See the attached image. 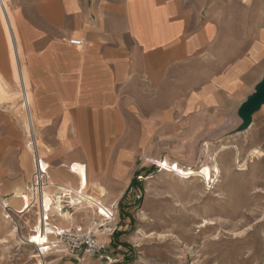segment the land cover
Listing matches in <instances>:
<instances>
[{
  "label": "crops",
  "instance_id": "crops-1",
  "mask_svg": "<svg viewBox=\"0 0 264 264\" xmlns=\"http://www.w3.org/2000/svg\"><path fill=\"white\" fill-rule=\"evenodd\" d=\"M19 1L0 2L8 57L0 67L6 71L10 63L24 113L23 122L10 120L9 131L16 136L21 126L31 134L41 124L36 141L46 154L51 180L77 187L82 178L71 167H83L86 186L102 198L120 199L133 186L140 151L148 149L175 111L184 133L200 134L210 113L233 107L243 91V73L264 59L260 30L235 65L227 53L220 58L215 48L220 39L228 44L230 32L222 33L217 24L213 34L208 23L196 26L181 0H35L25 7ZM69 38L84 43L73 45ZM205 46L214 68H224L215 74V84L208 77L205 84L178 82L173 94L156 91L166 86L173 67L185 64L193 73ZM261 72L264 64L252 76ZM13 94L0 75V106ZM21 156L23 162L30 158L28 179L9 183L6 193L25 185L16 197L32 173L29 152ZM90 184L102 186L105 194Z\"/></svg>",
  "mask_w": 264,
  "mask_h": 264
},
{
  "label": "rangeland",
  "instance_id": "rangeland-1",
  "mask_svg": "<svg viewBox=\"0 0 264 264\" xmlns=\"http://www.w3.org/2000/svg\"><path fill=\"white\" fill-rule=\"evenodd\" d=\"M33 1L19 2L25 7ZM181 1L196 26L208 23L213 34L217 24L222 33L230 32L228 44L220 39L215 50L220 58L229 54L234 65L246 53L248 41L251 48L255 30L264 31V0ZM214 9L216 15H209ZM208 47L198 54L200 62L193 73L185 64L173 67L166 86L155 87L156 91L165 88L173 94L178 82L205 84L208 77L215 84V74L224 68L220 64L214 68ZM4 61L8 63L0 29V64ZM261 64L264 59L251 72L243 73L252 77L250 84L245 76L243 91L234 98L233 107L228 112L210 113L200 134L184 133L177 111L168 125L162 123L159 135L137 157L133 186L120 199L102 198L105 204L117 203L116 230L93 256L82 251L45 250L46 235L35 216L9 215L3 207L4 203L19 208L21 199L16 196L25 185L13 187L12 194H6L7 188L25 175L28 179L30 158L22 161V152L28 153L25 131L20 126L15 136L8 127L12 119L18 123L24 120L19 86L10 63L6 71L0 67L7 88L14 92L0 106V169L4 170L0 175V264H264V104L248 112L241 109L260 89L264 75L261 72L253 77L252 71ZM39 125L34 130L37 140L41 136ZM214 166L217 171L211 170ZM79 173L85 182L86 177ZM90 185L105 194L102 186ZM58 220L60 225L68 223V219ZM36 247L44 251L39 253Z\"/></svg>",
  "mask_w": 264,
  "mask_h": 264
},
{
  "label": "built area",
  "instance_id": "built-area-1",
  "mask_svg": "<svg viewBox=\"0 0 264 264\" xmlns=\"http://www.w3.org/2000/svg\"><path fill=\"white\" fill-rule=\"evenodd\" d=\"M68 42L73 45L84 43L77 38H69ZM26 138L25 147L32 161L30 180L25 191L19 195V208L14 209L4 203L3 207L10 212L9 215L35 216L40 231L46 235L45 250L70 254L82 251L96 255L107 245L116 230L117 203L105 204L103 195L91 191L83 179L77 187L54 183L49 175V163L40 155L34 131L31 130V134L28 132ZM45 197L48 199L47 204L44 202ZM60 218L68 219L67 225H60Z\"/></svg>",
  "mask_w": 264,
  "mask_h": 264
},
{
  "label": "water",
  "instance_id": "water-1",
  "mask_svg": "<svg viewBox=\"0 0 264 264\" xmlns=\"http://www.w3.org/2000/svg\"><path fill=\"white\" fill-rule=\"evenodd\" d=\"M264 104V80L260 86L258 93L252 98L242 103L241 109L243 112H248L251 109H256Z\"/></svg>",
  "mask_w": 264,
  "mask_h": 264
},
{
  "label": "bare ground",
  "instance_id": "bare-ground-1",
  "mask_svg": "<svg viewBox=\"0 0 264 264\" xmlns=\"http://www.w3.org/2000/svg\"><path fill=\"white\" fill-rule=\"evenodd\" d=\"M3 1V3L5 4V6L6 5H8V0H2ZM262 39H263V41H264V37L262 36ZM26 117V119H30V116L29 115H26L25 116ZM211 170L212 171H217V169H216V167L214 166V167H212L211 168ZM73 171H74V173L76 174V175H79V176H81V173H79V172H82V177L84 176V173H85V171H84V168L83 167H80V166H75V167H73ZM47 202L45 203V204H47L48 203V200H46ZM44 247H46V246H44ZM37 249H39V247H36ZM43 252V251H42ZM39 253H40V251H39Z\"/></svg>",
  "mask_w": 264,
  "mask_h": 264
},
{
  "label": "trees",
  "instance_id": "trees-1",
  "mask_svg": "<svg viewBox=\"0 0 264 264\" xmlns=\"http://www.w3.org/2000/svg\"><path fill=\"white\" fill-rule=\"evenodd\" d=\"M132 183L134 184V179L132 180Z\"/></svg>",
  "mask_w": 264,
  "mask_h": 264
},
{
  "label": "snow or ice",
  "instance_id": "snow-or-ice-1",
  "mask_svg": "<svg viewBox=\"0 0 264 264\" xmlns=\"http://www.w3.org/2000/svg\"><path fill=\"white\" fill-rule=\"evenodd\" d=\"M175 167V166H174Z\"/></svg>",
  "mask_w": 264,
  "mask_h": 264
}]
</instances>
